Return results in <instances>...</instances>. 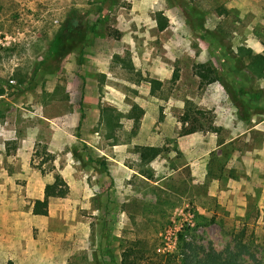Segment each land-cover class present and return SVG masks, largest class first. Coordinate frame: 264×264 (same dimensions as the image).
Wrapping results in <instances>:
<instances>
[{
    "label": "rangeland",
    "instance_id": "374dc122",
    "mask_svg": "<svg viewBox=\"0 0 264 264\" xmlns=\"http://www.w3.org/2000/svg\"><path fill=\"white\" fill-rule=\"evenodd\" d=\"M99 1L0 0V264H119L128 247L139 264H182L184 248L192 264H264V150L245 133L264 113L246 123L239 112L246 101L264 108V74L249 71L246 52L264 56V0ZM74 9L91 40L82 56L53 61ZM194 127L202 144L177 155ZM221 142L225 177L207 180ZM145 145L170 152L142 165ZM187 162L197 164L171 170ZM55 174L68 193L33 214ZM173 227L176 248L158 252Z\"/></svg>",
    "mask_w": 264,
    "mask_h": 264
},
{
    "label": "trees",
    "instance_id": "16d2710c",
    "mask_svg": "<svg viewBox=\"0 0 264 264\" xmlns=\"http://www.w3.org/2000/svg\"><path fill=\"white\" fill-rule=\"evenodd\" d=\"M105 1L106 0H100L99 2L102 4ZM162 19L163 17H160V19H158L160 22L159 23L160 30H163L166 27V24L165 22H162ZM92 31H93V24L89 20H86L84 15L80 11L76 9L69 11L64 17L63 21L61 22L60 27L54 34V38L48 50L49 56L52 57L53 61H58V62L62 59V57L68 56L73 53H75L79 57L82 56L86 46L89 44V41L91 40L90 35ZM246 52H247V56L249 57V62L247 65L249 71L255 73L258 76H263L264 56L261 54H253L252 51L249 49L246 50ZM114 61L117 64L121 63L122 67L127 70H133V66L131 62L129 60L123 59L119 55H114ZM40 64L38 67H36L35 69L36 71H38L39 68H41ZM198 67L201 69V70L199 69L200 71L198 72V74L199 76H201L202 79H208L209 82L216 81L215 73L211 67L205 64H201ZM152 83L154 84L152 86V90L156 89L158 85L160 84L159 81H152ZM4 93H5V90L2 87V85H0V96L4 95ZM238 97H240V95ZM242 107H243L244 114L241 113L242 108L239 109L240 110L239 112L241 114L240 118L246 123L249 121V118L251 115L248 113V111H251L254 113H264V108L261 109L257 105H252L250 101L244 102ZM108 110H111V108L103 109L102 111L103 119L105 115H108L107 113ZM82 118H84L83 112H81L80 119L82 120ZM198 130L199 128L197 127L190 128L186 130L184 134L194 133ZM220 144H223V142H221ZM136 150L139 153V158L141 160L142 165H146L149 162L155 160L157 157L162 156L163 154H168V152H170V149L168 147H165V146L159 147V146H151V145L137 146ZM173 150L177 153V155L182 154L181 151L177 149V147H175ZM224 151H225L224 154H226L227 152L226 147L224 148ZM167 158L172 163V160L169 157ZM220 159L221 158L218 157L217 153L215 152L211 153L210 162L215 161L217 163V173H215V170H213V168L208 167L207 173H206L207 180H210L211 177L220 178V179L223 178L221 175V171L223 170V166L225 163L222 162L220 164ZM171 167H172L171 170L176 171L181 166L173 165ZM143 172H141V174H143ZM67 193H68L67 183L65 182L62 176H60L59 174H55L53 181L45 185L44 197L42 199H36L34 201L33 209H32L33 214L47 215L50 200L54 198L65 197ZM197 217H198V214H197ZM186 246L187 244L185 243L183 247H186ZM184 249L182 250L183 252V257H182L183 263L182 264H192V262L194 261L192 256L195 257V255L193 254L191 256V254H186L184 252L185 251ZM139 259L140 257L134 255L131 252L130 247H128L127 249L121 252V258H120L119 264H139ZM207 259H209V257H207Z\"/></svg>",
    "mask_w": 264,
    "mask_h": 264
},
{
    "label": "crops",
    "instance_id": "0c3cea01",
    "mask_svg": "<svg viewBox=\"0 0 264 264\" xmlns=\"http://www.w3.org/2000/svg\"><path fill=\"white\" fill-rule=\"evenodd\" d=\"M260 115H262V114H260ZM251 122H252V121L250 120L249 123H248V128L246 129L245 133H248V132H255L258 136H261V138H262L261 145H262V146L257 147V150H260V149L264 150V146H263V145H264V118L261 119V120H259V122H258V123H255V124H252ZM188 136H189V138H191V145L187 144V143L189 142L188 139H184V138H182V139H179V140L177 141V149H178L179 151H181V152H186L187 154H190V153H193V152L195 151V149L198 148V146L202 144V141H203L204 135H203V134H199V135L185 134V137L188 138ZM225 144H226L225 142H223V144H220V143H219L218 146L212 148V149L209 151L210 154H211L212 152H215V153H217V155H219V154H218L219 151H218L217 149L220 148V147H223ZM259 152H261V151H259ZM106 156H107V155H106ZM107 157H108V156H107ZM196 158H197V160H199L200 156H196ZM196 158H195V159H196ZM191 159H193V157H192ZM113 160H114V162L117 164L118 168H121L122 170H124V168H125L126 170L132 171L129 167H127V166H125L123 163H121L120 160H115L114 158H113ZM192 161H194V159H193ZM163 162H164V161H163ZM196 164H197V163H195V162H187V163H185V164H184L183 166H181V167H184V166H191V168H193ZM122 167H124V168H122ZM181 167H180V168H181ZM180 168H179V169H180ZM179 169H178V170H179ZM193 171H194V170L192 169L191 172L193 173ZM221 175H222V177H225V173H224V171H223V173H222ZM191 179H192V183L194 184V180H193V176H192V175H191ZM166 191L168 192V191H170V190H166ZM169 193H173V194L178 195V194L176 193V191H173V190H171V192H169Z\"/></svg>",
    "mask_w": 264,
    "mask_h": 264
},
{
    "label": "built area",
    "instance_id": "2783aa9c",
    "mask_svg": "<svg viewBox=\"0 0 264 264\" xmlns=\"http://www.w3.org/2000/svg\"><path fill=\"white\" fill-rule=\"evenodd\" d=\"M6 44H8L7 39L4 38V40H2L0 38V45L1 46H5ZM14 82V81H11ZM191 225H193L191 223ZM180 230V227H173V228H169L165 231V234L163 235V240H162V245L158 247V252H163V253H170L172 252L177 245V238H178V231Z\"/></svg>",
    "mask_w": 264,
    "mask_h": 264
}]
</instances>
